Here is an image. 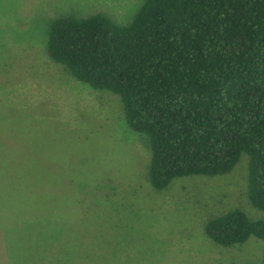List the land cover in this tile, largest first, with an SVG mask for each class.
<instances>
[{"label": "rangeland", "instance_id": "rangeland-1", "mask_svg": "<svg viewBox=\"0 0 264 264\" xmlns=\"http://www.w3.org/2000/svg\"><path fill=\"white\" fill-rule=\"evenodd\" d=\"M143 2L0 0V264H262L264 240L223 248L203 229L233 207L252 215L245 156L225 176L154 191L119 98L45 52L55 19L102 13L124 25Z\"/></svg>", "mask_w": 264, "mask_h": 264}, {"label": "trees", "instance_id": "trees-1", "mask_svg": "<svg viewBox=\"0 0 264 264\" xmlns=\"http://www.w3.org/2000/svg\"><path fill=\"white\" fill-rule=\"evenodd\" d=\"M45 52L119 98L127 127L146 142L154 191L225 176L245 156L252 215L233 207L209 214L203 229L223 248L264 240V0H144L124 25L102 13L61 17Z\"/></svg>", "mask_w": 264, "mask_h": 264}]
</instances>
